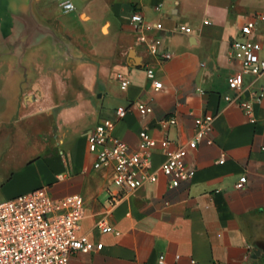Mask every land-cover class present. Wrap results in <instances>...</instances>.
<instances>
[{
	"label": "crops",
	"instance_id": "0c3cea01",
	"mask_svg": "<svg viewBox=\"0 0 264 264\" xmlns=\"http://www.w3.org/2000/svg\"><path fill=\"white\" fill-rule=\"evenodd\" d=\"M70 1L73 9L64 11L57 0H0V201L40 187L54 197L79 194L77 235L102 245L75 251L70 264H157L159 254L169 264H264V97L251 117L225 99L234 94L227 76L240 68L229 57L230 43L264 10V0ZM134 11L162 24L161 46L170 59L142 52L136 42L141 33L130 24ZM180 25L191 32H178ZM251 37L264 44V23ZM80 57L90 66L79 79L85 89L62 94L78 105L57 113V125L46 130L31 69L46 64L41 60ZM144 63L152 65L161 89H152ZM118 75L129 79L125 89ZM138 102L152 111L140 113ZM119 105L130 107L121 119L114 113ZM206 114L213 117L212 143L186 146L191 180L164 175L166 153L155 150L147 163L156 180L108 207L109 191L118 187L113 165L93 166L87 135L96 123L112 119L113 136L132 151L143 129L170 140L173 150L193 136L194 117ZM169 117L176 123H165ZM242 175L246 182L237 188ZM101 219L111 231L99 230Z\"/></svg>",
	"mask_w": 264,
	"mask_h": 264
},
{
	"label": "built area",
	"instance_id": "2783aa9c",
	"mask_svg": "<svg viewBox=\"0 0 264 264\" xmlns=\"http://www.w3.org/2000/svg\"><path fill=\"white\" fill-rule=\"evenodd\" d=\"M64 11L73 9L70 0H57ZM206 22V21H204ZM259 23H264V10L255 13L240 27V36L233 39L229 47V57L237 61L239 70L227 76V85L234 92L225 96L229 102H236L251 117L253 104L264 97V44L251 37ZM130 24L141 33L136 37L137 45L143 53L162 62L170 59V50L161 46L159 31L161 23H148L140 11L130 15ZM178 32L190 33L186 25L176 27ZM145 74L153 90L161 89L162 83L156 78L149 63H144ZM247 77V78H246ZM120 87L125 89L129 79L118 75ZM128 106L119 105L114 113L117 119L129 111ZM140 113H150L151 106L138 102ZM173 125L175 117L164 120ZM194 134L186 145L177 144L173 150L168 139L157 140L146 129L139 132L138 149L132 151L128 144L112 134L114 121L103 118L96 123L87 135L88 150L94 154V168L113 165L115 169L112 184L117 192L109 191L108 207L113 208L129 191L140 187L145 181H155L156 175L150 170L148 158L155 150L166 153L161 163V172L172 180L189 181L194 168L186 159V146H194L201 140L212 143L213 117H194ZM246 175L240 176L237 188L243 187ZM83 216V199L79 194L63 197L52 196L44 187L29 193L0 201V264H70L75 251L90 252L99 250L101 243L92 245L87 237L78 236L77 230ZM97 226L101 232L112 228L101 219ZM178 259V255L175 256ZM157 264H169L163 254H159ZM191 264H196L192 262Z\"/></svg>",
	"mask_w": 264,
	"mask_h": 264
},
{
	"label": "rangeland",
	"instance_id": "374dc122",
	"mask_svg": "<svg viewBox=\"0 0 264 264\" xmlns=\"http://www.w3.org/2000/svg\"><path fill=\"white\" fill-rule=\"evenodd\" d=\"M41 61L46 64L32 67L31 73L38 79V82L36 80L34 82V86L38 84V88L34 87V92L40 108L41 126L50 131L52 126L57 125V113L78 105V99L64 98L62 94L69 89L73 91L85 89V83L79 79L87 73V70L89 71L90 66L83 65L81 57L67 62L48 59ZM49 77H54V81ZM67 79L77 80L66 82ZM48 111L50 114L47 113Z\"/></svg>",
	"mask_w": 264,
	"mask_h": 264
},
{
	"label": "water",
	"instance_id": "95a60500",
	"mask_svg": "<svg viewBox=\"0 0 264 264\" xmlns=\"http://www.w3.org/2000/svg\"><path fill=\"white\" fill-rule=\"evenodd\" d=\"M129 58L131 59L132 64H133L134 66H139V65H140V63H139V61H138V58L134 56V54H133L132 51L129 53Z\"/></svg>",
	"mask_w": 264,
	"mask_h": 264
}]
</instances>
